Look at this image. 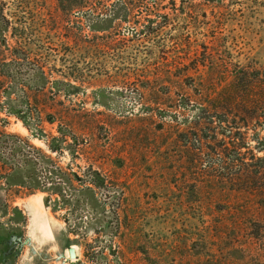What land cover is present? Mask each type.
<instances>
[{"label":"rangeland","instance_id":"374dc122","mask_svg":"<svg viewBox=\"0 0 264 264\" xmlns=\"http://www.w3.org/2000/svg\"><path fill=\"white\" fill-rule=\"evenodd\" d=\"M70 1L0 0V64L19 49L50 80L44 89L25 88L28 103L23 97L11 114V79L0 73V138H20L41 159L38 178L19 169L12 177L0 161V264L237 258L224 221L242 195L220 165L214 176L194 174L193 145L179 133H190L195 111L163 95L178 90L158 76L181 63L176 37L209 45L210 24L202 22L220 12L235 59L264 66V0ZM166 22L158 35L141 31ZM241 130L249 144L240 151L264 156L255 149L262 127ZM228 135L217 139L237 140Z\"/></svg>","mask_w":264,"mask_h":264},{"label":"trees","instance_id":"16d2710c","mask_svg":"<svg viewBox=\"0 0 264 264\" xmlns=\"http://www.w3.org/2000/svg\"><path fill=\"white\" fill-rule=\"evenodd\" d=\"M68 5H73L70 0ZM197 15L200 16L199 13ZM223 16L225 13L220 12L213 20L202 22L203 25L210 24L212 35L208 46H205L206 42L186 41L184 35L176 37L180 41L178 58L181 63L176 68L166 69L165 74L158 77L166 79L168 85L178 90H166L163 95L167 98L176 95L180 109L192 107L195 111L196 121L194 126L191 125L190 133L188 130L179 133L187 134L186 142L193 145L191 163L197 169L194 174L198 179L214 176L216 165H220L226 170L230 183L236 184V190L242 195L241 207L229 213L231 218L224 221L228 231H233L228 251L233 256L238 255L237 258H229L225 264H264V156H257L252 150L251 153H242L238 147L241 144L247 148L249 144L241 128L250 129L253 124L264 130V66L242 64L235 59L233 50L236 43L220 30L224 28ZM165 24L167 22L161 25L152 23L141 31L149 37L155 36ZM134 34H139V31ZM200 45H203L202 50ZM14 54L16 57L13 60L0 64V73L11 79L10 86L5 90L7 104L11 114H18L23 97L28 103L24 96L25 88L44 89L50 80L44 68L26 54L19 49L14 50ZM55 83L63 82L56 80ZM20 91L21 96L14 97ZM219 134H226L227 137L230 134L237 140H231L230 147L225 139H217ZM255 137V149L264 152V135ZM17 149L19 151L15 152ZM30 150L16 136H1L0 154L5 157H1L0 161L10 166L12 177L18 169L27 176H37L41 159L36 154L31 156ZM238 212H242L240 217H237Z\"/></svg>","mask_w":264,"mask_h":264},{"label":"water","instance_id":"95a60500","mask_svg":"<svg viewBox=\"0 0 264 264\" xmlns=\"http://www.w3.org/2000/svg\"><path fill=\"white\" fill-rule=\"evenodd\" d=\"M69 256L71 259L77 258V252L75 247H70L69 248Z\"/></svg>","mask_w":264,"mask_h":264},{"label":"bare ground","instance_id":"6f19581e","mask_svg":"<svg viewBox=\"0 0 264 264\" xmlns=\"http://www.w3.org/2000/svg\"><path fill=\"white\" fill-rule=\"evenodd\" d=\"M45 234H47V232Z\"/></svg>","mask_w":264,"mask_h":264}]
</instances>
